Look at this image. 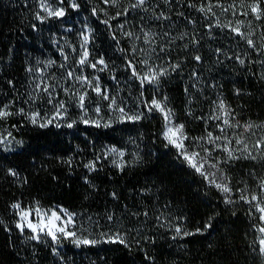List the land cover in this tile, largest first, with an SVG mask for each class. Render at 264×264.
Listing matches in <instances>:
<instances>
[{
    "label": "trees",
    "instance_id": "trees-1",
    "mask_svg": "<svg viewBox=\"0 0 264 264\" xmlns=\"http://www.w3.org/2000/svg\"><path fill=\"white\" fill-rule=\"evenodd\" d=\"M73 2L77 8L71 7ZM40 3L0 0V107L13 102L7 109L13 115L0 119V138L10 140L0 145V264H264L258 210L264 191V0L260 19L251 11L256 0H146L144 5L138 0L107 4L47 0L53 11L64 9L62 17H48ZM37 12L47 18L37 20ZM236 28L243 35L233 31ZM81 33L90 36L85 46L88 59L95 63L103 57L106 70L80 68ZM197 55L200 61L194 59ZM145 59L147 65L140 63ZM128 60L141 75L149 66L179 63L180 67L169 68L157 84L141 86L126 69ZM66 70L82 71L88 79L99 76L101 87L123 101L125 112L143 113L142 118L131 121L109 109V102L91 88L66 79ZM44 85L52 86L53 96L64 100L68 111L62 119L40 127L54 112L45 103ZM64 88L87 91V110L79 108ZM33 95L39 98L33 101ZM163 97L174 113L172 120L183 124L186 136L193 138L192 143L184 140L189 154L211 153L209 163L220 161L216 183L226 182L230 193L217 189L209 182L212 175L196 172L168 144L162 114L147 110L153 98ZM221 100L229 111L223 118L233 127L208 119L223 116L216 108ZM21 108L24 113L38 111V123L32 124L18 111ZM72 121L76 123L67 127ZM217 125H222L223 133ZM208 132L221 137L220 148L207 142ZM113 147L123 151V157L109 154ZM224 147L241 158L225 162ZM97 157L95 170L85 167ZM9 169L17 175H10ZM202 171H209L207 163ZM237 189H245L249 200L253 195L259 199L246 203ZM226 196L233 202L225 203ZM17 202L22 208L63 207L77 213L71 230L102 242L77 247L63 240L57 255L50 237L26 239L31 231L25 228L22 233L16 227L19 215L11 206ZM114 233L126 243L105 242Z\"/></svg>",
    "mask_w": 264,
    "mask_h": 264
},
{
    "label": "snow or ice",
    "instance_id": "snow-or-ice-1",
    "mask_svg": "<svg viewBox=\"0 0 264 264\" xmlns=\"http://www.w3.org/2000/svg\"><path fill=\"white\" fill-rule=\"evenodd\" d=\"M105 4L109 3V0H103ZM146 0H138V5H144ZM113 3H115V0H113ZM137 5H133L132 7H136ZM40 7L44 8V10L48 13V17H62L64 16V9L62 7L56 9L53 11L47 4V0H41ZM72 8H77L78 5L76 3H71ZM200 11H204V7L201 6L199 9ZM210 10V7H209ZM251 11L252 13L256 14V19H260V14H261V8H260V0H256V3L251 6ZM96 13V10L93 9V14ZM124 15H127V9L123 13ZM121 15V13H117V16ZM47 17L41 16L39 12L36 13V19L40 20L43 22ZM115 18V17H113ZM107 24V21H105ZM121 29H123V25L119 26ZM91 30H89L90 32ZM233 31L237 32L240 35H243V33L239 32V29H233ZM126 36H133V33L131 32H126L124 33ZM83 37V44L81 45V48L83 51L80 54V59L77 61L78 65L80 66L81 69H83L85 66L91 67L93 69H96L97 71H104L108 68V64L105 62L103 57L99 58L98 60L95 61V63L91 62L88 57L90 53L87 51V48L85 47L89 41V34H84L81 33ZM115 34L113 35V39H115ZM145 41L148 40V35L146 34L144 37ZM198 43V41H196ZM247 43L255 47L253 41L251 39L247 40ZM123 51V50H122ZM161 51H165L164 48H161ZM217 51H220L219 49ZM133 53L137 52V49L133 47L132 49ZM148 56H151V53H147ZM65 59L67 57L65 56ZM194 59L196 61H200L201 57L200 56H195ZM237 60L241 64L244 63V60L241 59L239 56L236 57ZM49 63H52L49 61ZM140 63L147 65L148 60H142ZM100 66L99 68L97 66ZM61 67H65V65H60ZM127 70L131 71V74L136 77L140 81V85L143 86L145 83L148 84H157L159 82V79L161 76H165L168 74L169 68L172 71H176L180 65L179 63L176 64H169L168 67H157L153 68L149 66L148 72L144 73L141 75L140 72L137 71L136 65L133 64L131 60H128L126 65H125ZM195 75V73H193ZM66 79L74 80L78 82L81 86L86 85L88 88H91L93 92L96 93L97 96H99L102 100L108 101L107 107L109 109H114L120 113V115L128 120L131 121H137L140 120L143 116V113L137 112L136 114L129 115L128 112H125V108L122 106L123 101L120 100L118 101L116 96H113L110 94L109 90L107 87L102 88L100 85V77L95 76L93 79H88L87 76L83 75V72L81 71L80 73H75L71 70H66L65 73ZM113 79L115 77L113 76ZM11 83V82H9ZM43 83V82H41ZM51 85H44L42 88V92L45 94L47 99H45V103L52 105L54 112L51 116V118H46V123H39L40 127H47L49 124L54 123L55 121L62 119L64 116L67 115L68 111V105H66L64 100H58L53 96L52 92L50 91ZM36 88H41V84L38 83L36 85ZM63 91L69 95L71 99H74L76 101V104L79 108L83 110L86 109V104L85 100L86 97H88V92H80L78 89L76 91H71L70 88H64ZM238 91V90H237ZM58 95V94H57ZM39 97L33 95L32 100L34 101L35 99H38ZM166 101L167 97H163V100H157L156 98H153L151 102L147 105V110L149 112L152 111H158L159 113L162 114L163 119L165 120V131L163 132L164 138L167 140L169 145H172L176 149H179V155L183 157L188 163L189 166L192 167L196 172L200 173L202 176L207 177L209 174L212 175L213 179L209 181L210 183L214 184V186L219 189L220 191L224 193H230L231 188L228 187L226 182L222 183H216V173L222 171V169L219 167L220 161H217L215 164L209 163V160L211 159V153H208L205 156H200L199 153L197 152H192L189 154L188 150L185 148L184 145V140H189L190 143L193 142V138L186 136L184 133V125L183 124H177L173 125L172 117L174 116V113L170 108H167L166 106ZM13 102H9L8 104H5L3 107H0V119H6L8 116L13 115L12 112L8 111L7 109L11 106ZM216 108L220 110V112L223 114L217 115V116H211L208 119H214V120H222V125H227L229 127H233V125L229 124V120L223 117H226L229 115V111L226 110V105L223 100H221L217 105ZM20 113H24V109L21 108L18 110ZM95 111L99 113L101 109L99 107H96ZM25 115L28 116L29 121L32 124H37L38 119L40 118V113L33 109L31 113H24ZM82 122L85 124L88 123H94L96 124L97 127L100 126V124L97 121H89L88 119H82ZM76 123V121H72V123H68L67 127L71 128L73 124ZM222 125H217V127L220 128L221 132L223 133L224 128ZM56 126L59 127L60 124L56 123ZM104 127H107L108 124H104ZM235 126H239L238 124ZM252 125H245L246 129H250ZM11 136V133H9V137ZM196 140L203 139L201 137L195 138ZM221 137L216 136L213 137L211 132L207 133V142L209 144L215 145L216 148H220L221 145L218 143L220 141ZM10 143V140L8 138H0V145H7ZM237 143H240V141H237ZM261 145V141H257V147ZM245 148L247 146L245 145ZM202 150L205 151L206 153L208 150L206 148L202 147ZM223 151L227 153V156L225 158V162L229 160H234V159H240L241 157H236L233 155V151L229 150L227 147L223 148ZM109 154H115L118 157H123L124 153L123 151L113 147L108 149ZM199 159V163H197L196 159ZM249 158V157H245ZM251 159H256L255 156H250ZM99 158L97 157L96 160L90 161L88 164L85 165L86 168L89 170H95V165L98 162ZM113 164H116L117 167L123 168V163H118L116 160L112 161ZM68 163H71V159H69ZM208 164L209 171L204 172L202 169L204 168L205 164ZM215 170V171H213ZM9 174L12 176H16L17 173L13 169L8 170ZM222 181H227V178L224 176H221ZM262 188H264V184L261 185ZM237 191L241 194L240 199L245 201L246 203L251 204L253 201H256L259 199L258 196L253 195L251 200L248 199L247 196H245L243 193L245 189H237ZM113 197L115 198V193L112 194ZM233 201L229 198H225V203H232ZM13 209L17 210V213L19 215V219L16 222V227L23 233L25 228L29 229L32 233V235L27 236L26 239L30 240H36V241H42L44 237H50L51 241L55 243L57 247L53 248V252L57 255H59L58 247L62 243L63 240H68L70 243L76 245L77 247H80L82 245H96L98 243H101L102 241L99 239H89L87 236L83 235H78L75 230H69L68 225L69 224H74V217L78 215L77 213H68L67 210L61 209V212H63V216H61L60 213H58L55 210H47L45 212H41V209L39 208L38 205L34 207H21V204L19 202L14 203L11 206ZM258 210L262 213H264V207L258 208ZM33 212L35 213L36 219L35 222L33 219H30L29 217L32 216ZM48 212H50V215H48ZM144 215H147V213H144ZM264 219V217H261ZM109 220L112 219L111 216L108 217ZM59 222V224L57 223ZM2 223V221H0ZM207 227H210L209 225L205 226V230ZM176 233L177 235L181 234V229L180 227H176ZM197 231H200L199 229ZM261 232H264V228L260 229ZM43 234V235H41ZM184 235H191V233L185 231L183 233ZM105 242L109 243H120V244H125L126 241L125 239L119 234V233H114L110 234L107 236V239ZM260 245H264V239H261L259 241ZM261 252L264 253V248H261Z\"/></svg>",
    "mask_w": 264,
    "mask_h": 264
},
{
    "label": "rangeland",
    "instance_id": "rangeland-1",
    "mask_svg": "<svg viewBox=\"0 0 264 264\" xmlns=\"http://www.w3.org/2000/svg\"><path fill=\"white\" fill-rule=\"evenodd\" d=\"M172 121H173V125H177L178 124L174 120H172ZM194 159H196V158H194ZM196 161H197V159H196ZM258 201H259V208L260 207H264V191H263V195L260 197V199ZM39 208L41 209L42 213L47 211V210H55L58 213H60L61 216H63V212H61V209L67 210L66 208H63V207H56V208H50V209H45V208H41V207H39ZM67 212L70 213L68 210H67ZM260 214H261V217H264V213L260 212ZM48 215H50V212H48ZM29 218L33 219L34 222H35V219H36L35 213L33 212L32 216H30ZM57 223L59 224V222H57ZM262 223H263V226L261 228H264V219H262ZM72 226H73V224H69L68 225V229L71 230ZM261 239H264V232L260 231V240ZM261 248H264V245H261Z\"/></svg>",
    "mask_w": 264,
    "mask_h": 264
}]
</instances>
